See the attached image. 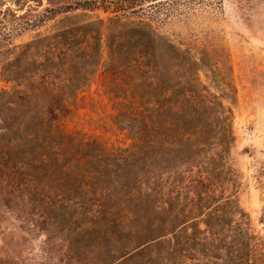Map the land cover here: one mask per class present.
Here are the masks:
<instances>
[{"label":"trees","instance_id":"1","mask_svg":"<svg viewBox=\"0 0 264 264\" xmlns=\"http://www.w3.org/2000/svg\"><path fill=\"white\" fill-rule=\"evenodd\" d=\"M216 1L0 0V75L11 82L0 89V204L61 222L77 264H264L236 199L231 108L139 10ZM96 8L104 16L80 18ZM102 45L127 143L64 121Z\"/></svg>","mask_w":264,"mask_h":264},{"label":"rangeland","instance_id":"2","mask_svg":"<svg viewBox=\"0 0 264 264\" xmlns=\"http://www.w3.org/2000/svg\"><path fill=\"white\" fill-rule=\"evenodd\" d=\"M148 9L139 10L152 12L147 21L153 30L197 58L200 81L230 106L229 158L236 170V199L248 214L250 229L264 239V0H218L187 11ZM104 14L96 8L79 16L92 19ZM53 26L55 21L49 19L38 31ZM31 33L15 41L26 40ZM105 53L102 45L98 62L64 121L68 128L127 143L123 122L105 91L108 74L100 67ZM10 84L0 75V89ZM66 206L73 209L71 220L79 221L78 207L72 202ZM9 207L0 204V264H77L68 257L61 222Z\"/></svg>","mask_w":264,"mask_h":264}]
</instances>
